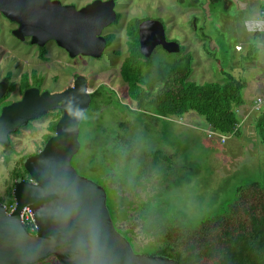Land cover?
Instances as JSON below:
<instances>
[{"label": "rangeland", "instance_id": "374dc122", "mask_svg": "<svg viewBox=\"0 0 264 264\" xmlns=\"http://www.w3.org/2000/svg\"><path fill=\"white\" fill-rule=\"evenodd\" d=\"M115 1L120 17L117 23L104 31H117L119 35L116 44L105 47L101 57L91 58L82 54L70 57L53 40L46 43L44 55L40 57L35 46L24 48L5 34L0 41V77L5 71L12 70L16 86L21 72L34 69L37 75H43L42 89L59 91L71 85L75 74H81L87 79L90 92L104 83L113 89L118 100L133 108L126 83L119 73L121 58L126 54L124 34L120 31L128 18L143 16L160 18L167 39L176 40L184 47V52L192 54L189 79L199 84L220 82L224 79L223 72H229L243 82L241 94L244 104L236 110L240 132L237 136L223 134V140L219 133L195 115L194 126L186 123L188 118L184 122L181 115L168 121H156L153 115L118 110L114 105L100 104V108L94 110L91 101L83 111L78 123L79 148L70 159L71 165L80 176L103 187L106 183L109 185L105 187V203L115 230L129 242L134 253H145L147 249L144 246L151 238L140 229L134 209L137 202L161 195L172 206L199 220L218 211L232 196L237 185L261 175L264 146L255 133L253 113L245 118L243 113L245 103L264 88V61L248 54L249 45L254 41L251 34L232 28V17L246 14L245 10H239L243 0H222V5L218 7L216 3L210 5L207 0H192L195 3L192 6H181L176 0ZM211 7H214V12H209ZM2 27L7 28L8 25L3 23ZM115 49L121 51L119 56L114 55ZM169 55L157 48L150 59L157 64ZM10 96H18L16 89ZM60 115L59 109L49 110L11 132L7 149L0 143L2 203L13 199L10 194L14 179L10 173L21 171L22 159L43 146L44 135L52 133L49 123ZM116 134L137 142L134 153L136 163L147 161L146 153L151 150L161 149L168 155L171 164L165 178L162 170L149 168L138 173L134 179L132 175L137 169L136 166L130 168L132 160L114 158L111 151L103 163L90 164L91 155L110 145L111 138ZM13 204L14 201L6 206ZM56 264H59L58 260Z\"/></svg>", "mask_w": 264, "mask_h": 264}, {"label": "water", "instance_id": "95a60500", "mask_svg": "<svg viewBox=\"0 0 264 264\" xmlns=\"http://www.w3.org/2000/svg\"><path fill=\"white\" fill-rule=\"evenodd\" d=\"M113 0H93L76 9L58 0H0V12L18 22V31L42 46L53 40L69 56L98 57L106 47L102 35L115 18ZM18 34L17 31H15ZM139 51L149 57L156 46L168 53L180 51V43L167 39L159 18H143L137 24ZM23 34H18L23 37ZM7 84L0 81V98ZM87 79L77 74L71 85L59 91L26 88L20 99L0 109V143L9 134L52 109L61 111L43 146L24 158L28 179L13 183V207L0 201V264H30L54 255L59 264H180L163 256L134 253L129 242L114 228L102 186L80 176L70 159L79 148L78 123L90 103ZM28 207L35 225L29 231L20 216ZM93 226L100 252L91 247Z\"/></svg>", "mask_w": 264, "mask_h": 264}, {"label": "trees", "instance_id": "16d2710c", "mask_svg": "<svg viewBox=\"0 0 264 264\" xmlns=\"http://www.w3.org/2000/svg\"><path fill=\"white\" fill-rule=\"evenodd\" d=\"M176 1L181 6L195 4L192 0ZM206 2L210 5L216 3L217 7L222 5V0ZM214 11V7L209 9V12ZM138 21V17H132L126 22L127 54L119 64L120 77L126 83V92L134 107L118 100L113 89L101 83L89 93L93 109L100 108V104L114 105L118 110L153 115L156 121H168L169 118L189 113L203 119L211 130L219 134L237 136L240 131L236 109L244 103L241 94L243 82L229 72H224V79L220 82L205 81L199 84L189 79L193 56L190 52H184L182 45L179 52L170 53V57L153 64L151 57H144L139 51ZM248 54L256 55L257 47L250 45ZM31 75L34 79V71ZM149 111L151 113H147ZM55 123L56 120L49 123L51 131ZM253 126L264 146V104L254 113ZM50 135H44V141ZM111 139L110 145L91 155L90 164L103 163L111 151L114 158L132 160L130 168L136 166L137 169L132 175L134 179L149 168L162 170L165 178L171 160L161 149L146 153L149 164L145 160L136 163L134 153L137 142L119 134ZM13 172L16 178L22 177ZM106 186L109 185L106 183ZM12 203V198L7 203L3 202L5 205ZM134 209L142 233L151 238L144 246L147 249L144 254L163 256L180 264H264V169L259 177H251L237 185L232 196L218 211L199 220L172 206L161 195L137 202ZM25 226L28 229L30 225L25 223ZM56 262L54 255H48L30 264Z\"/></svg>", "mask_w": 264, "mask_h": 264}, {"label": "flooded vegetation", "instance_id": "af4514ba", "mask_svg": "<svg viewBox=\"0 0 264 264\" xmlns=\"http://www.w3.org/2000/svg\"><path fill=\"white\" fill-rule=\"evenodd\" d=\"M59 2H60V4L61 5H72V6H74L76 9H79L80 7H82V6H84V5H86V4H88V3H90L91 1H93V0H58ZM113 3H114V5H113V7H114V10H115V14H116V18H115V20L111 23V24H109L108 26H111V25H113L114 23H117V20L119 19V17H120V12H119V10H118V4H117V2L115 1V0H113ZM132 17H138L139 18V21L141 20V19H143V18H145V17H143V16H132ZM132 17H130V18H132ZM130 18H128L127 20H126V22L130 19ZM139 21H138V23H139ZM126 22H125V24H124V27H123V29L120 31V34H124V43H125V51H126V29H125V27H126ZM3 23H5V24H7L8 25V27L7 28H3L2 27V24ZM137 23V24H138ZM108 26H105L104 28H103V30H102V35L105 37V39H106V47L107 46H109V45H111V44H116V39H117V36L119 35V32H117V31H104V29L106 28V27H108ZM18 22L17 21H15V20H11V19H9L8 17H6V16H4L1 12H0V35H1V39H0V41L1 40H3V35H5V34H7L9 37H11L12 39H14L15 40V43H17V44H22V47H24V48H27V47H30V46H35V48H37L38 50H39V55H40V57H42L43 55H44V52H45V45H46V43L48 42H45L42 46H40V45H37V44H35V43H31L30 42V36H28V35H24L23 34V32L21 31V30H19L18 31ZM15 31H17L18 32V34H23V37H19L18 36V34H16L15 33ZM108 41H109V43H108ZM113 42V43H112ZM60 47V46H59ZM62 48V47H61ZM157 48H161L160 46H156L155 48H154V50L155 49H157ZM63 49V48H62ZM64 50V49H63ZM153 50V51H154ZM65 51V50H64ZM66 52V51H65ZM67 53V52H66ZM103 53V52H102ZM120 53H121V51L119 50V49H115L114 50V55H117V56H119L120 55ZM153 53V52H152ZM126 54H127V51H126ZM125 54V55H126ZM67 55H68V53H67ZM102 55V54H101ZM101 55L100 56H98V57H92V56H87V57H91V58H99V57H101ZM69 56V55H68ZM71 57V56H70ZM72 57H74V56H72ZM150 57V56H149ZM123 59V57L121 58V60ZM17 66V64L15 65V67ZM32 71H34V73H35V77H34V79L32 78ZM12 73H13V71L12 70H8V71H5V73L0 77V81H4V82H6V84H7V87H6V91H5V93L1 96V98H0V109H1V107L2 106H4V105H6V104H9V103H11V102H14V101H17L18 99H20L21 98V96H22V93H23V91L26 89V88H29V87H36V88H38L39 89V91H42V90H44V89H42L41 88V83H42V81H43V75H41V74H39V75H37L36 74V71L34 70V69H30L29 71H23V72H21L20 74H19V78H18V83H17V85L15 86V83H14V81L12 80ZM26 73V74H25ZM77 74H75L74 75V77L76 76ZM16 89V92L18 93V96L17 97H15V98H13V97H11L10 95H11V92L13 91V90H15ZM60 111V110H59ZM47 113V112H46ZM45 113V114H46ZM56 121H57V119H56ZM18 129H16L15 131H17ZM54 133V130L52 131V133H51V135ZM50 135V136H51ZM46 141V140H45ZM45 141H44V143H45ZM43 143V144H44ZM24 160V159H23ZM23 160H22V163H21V166H22V170L21 171H15L16 172V174H18V176L19 175H21L22 177H18V178H16V176H15V174H14V172H11L10 173V175H12V177H13V182H12V187H11V190L13 189V183H14V181L15 180H18V179H28L29 178V176H28V174H27V172L25 171V169H24V167H23Z\"/></svg>", "mask_w": 264, "mask_h": 264}, {"label": "crops", "instance_id": "0c3cea01", "mask_svg": "<svg viewBox=\"0 0 264 264\" xmlns=\"http://www.w3.org/2000/svg\"><path fill=\"white\" fill-rule=\"evenodd\" d=\"M262 2H263V0H248V1L243 0V1H240V4H242V5L240 6L239 10H245L246 14L242 17H240V16L239 17H236V16L232 17L233 18L232 23H231V25L233 26L232 28H234L236 31H244V32L248 33V31L245 29V27L243 25V21L245 19H249V18H256L258 15V9H259L260 5L262 4ZM250 34H251L252 39L254 40L253 42L250 43V45L253 44L257 47V54L254 56L258 57L260 60L264 61V47L262 44L264 36L259 35L257 37H254L253 33H250ZM250 45H249V48H250ZM263 73H264V69H263ZM263 92H264V88L258 94H262ZM258 94H256V95H258ZM256 95H254V96H256ZM254 96H252L250 98V100L245 103L246 109H245V112L243 113L244 118L246 117V115L248 117L251 114L250 113V106H251V101L254 98ZM236 110H239V107ZM186 118H188L187 122H186L187 124H189V125L195 124V120H194L195 116H193L192 114H189V113H185V114L181 115V119L184 122H185ZM205 124H206V122H205ZM238 127H239V125H238Z\"/></svg>", "mask_w": 264, "mask_h": 264}, {"label": "built area", "instance_id": "2783aa9c", "mask_svg": "<svg viewBox=\"0 0 264 264\" xmlns=\"http://www.w3.org/2000/svg\"><path fill=\"white\" fill-rule=\"evenodd\" d=\"M243 25L248 32L253 33V34L258 33L259 35L264 36V0H263L262 6H260L258 9L257 17L245 19L243 21ZM262 44L264 47V39L262 41ZM263 78H264V73H263ZM263 104H264V92L262 94H258L254 96V98L251 101L250 112H252L254 115V113H257L261 109ZM227 136H230V134H227ZM220 137L223 140V134H220ZM11 207L12 206H8L6 207V209L10 210ZM20 217H21L22 222L30 225L29 226L30 230L35 229V225L32 220V214L28 207L25 206L22 209Z\"/></svg>", "mask_w": 264, "mask_h": 264}, {"label": "clouds", "instance_id": "9594fccd", "mask_svg": "<svg viewBox=\"0 0 264 264\" xmlns=\"http://www.w3.org/2000/svg\"><path fill=\"white\" fill-rule=\"evenodd\" d=\"M72 111H73V114L77 117H80L83 115V113L79 109H73ZM90 239H91V247L94 253H99L101 249L99 245L98 232L94 226L91 231Z\"/></svg>", "mask_w": 264, "mask_h": 264}, {"label": "bare ground", "instance_id": "6f19581e", "mask_svg": "<svg viewBox=\"0 0 264 264\" xmlns=\"http://www.w3.org/2000/svg\"><path fill=\"white\" fill-rule=\"evenodd\" d=\"M250 113H251V112H250ZM246 116H247V115H246ZM13 201H14V200H13ZM4 205H5V204H4ZM6 207H7V206L5 205V209H6ZM12 207H13V206H12ZM12 207H11V209H12ZM11 209H10V210H11ZM10 210H7V209H6V211H10ZM20 218H21V217H20ZM23 223H24V222H23ZM24 225H25V223H24ZM25 227H26V226H25ZM28 230L31 231V232L34 231V230H30L29 228H28Z\"/></svg>", "mask_w": 264, "mask_h": 264}]
</instances>
